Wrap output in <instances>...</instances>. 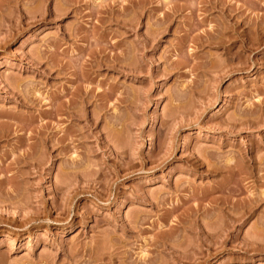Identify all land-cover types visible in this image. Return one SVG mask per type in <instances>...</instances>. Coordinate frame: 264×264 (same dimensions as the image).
<instances>
[{
  "label": "rangeland",
  "instance_id": "obj_1",
  "mask_svg": "<svg viewBox=\"0 0 264 264\" xmlns=\"http://www.w3.org/2000/svg\"><path fill=\"white\" fill-rule=\"evenodd\" d=\"M0 2V264H264V0Z\"/></svg>",
  "mask_w": 264,
  "mask_h": 264
},
{
  "label": "bare ground",
  "instance_id": "obj_2",
  "mask_svg": "<svg viewBox=\"0 0 264 264\" xmlns=\"http://www.w3.org/2000/svg\"><path fill=\"white\" fill-rule=\"evenodd\" d=\"M3 1H4V0H3ZM5 2H6V1H5ZM7 2H8V1H7ZM7 2H6V3H7ZM14 2H16V1H14ZM14 2L12 1V3H14ZM17 2H18V1H17ZM17 2H16V4H17ZM0 3H1V2H0ZM8 3L11 4V1H9ZM8 3H7V4H8ZM2 4H3V3H2ZM2 4H1V5H2ZM10 4H8V5L11 6L12 4H11V5H10ZM1 5H0V6H1ZM3 5H4V4H3ZM5 5H6V4H5ZM5 5H4V6H5ZM9 6H7L8 8H7V7H6V8L9 9ZM12 7H13V6H11L10 9H12ZM15 7H16V5H15ZM15 7H14V8H15ZM17 7H19V6H17ZM6 8H4V9L6 10ZM1 9H2V8H1ZM4 9H2V10H4ZM10 9H9V10H10ZM15 9H16V8H15ZM15 9H14V10H15ZM10 11H12V10H10ZM3 13H6V12H3ZM18 13H20V12H18ZM21 13H22V12H21ZM7 14H8V13H7ZM10 14H11V12H10ZM23 14H24V13H23ZM11 15H12V14H11ZM9 17H10V16H9ZM11 17H12V16H11ZM20 17H21V16H20ZM5 18H6V15H5ZM21 18H22V17H21ZM9 19H10V18H8V20H9ZM12 19H13V18H12ZM3 21H4V19H3ZM5 22H7V21H5ZM12 22H13V20H12ZM10 23H11V22H10ZM75 114H76V113H75ZM110 257H111V256H110ZM112 260H113V259H112ZM113 263H114V262H113ZM215 264H216V263H215Z\"/></svg>",
  "mask_w": 264,
  "mask_h": 264
}]
</instances>
